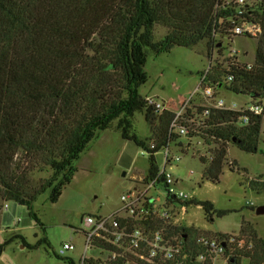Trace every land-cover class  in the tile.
Listing matches in <instances>:
<instances>
[{"label": "trees", "instance_id": "trees-1", "mask_svg": "<svg viewBox=\"0 0 264 264\" xmlns=\"http://www.w3.org/2000/svg\"><path fill=\"white\" fill-rule=\"evenodd\" d=\"M247 1L251 2L247 17L260 19L263 26L251 68L247 63L231 64L228 43L216 40L219 33H232L235 9L226 0H0V215L7 201H15L38 220L33 202L48 190L49 200L56 202L90 142L110 127L142 148L148 149L149 141L156 144L150 150L149 174L158 169L156 153L169 144L187 153L188 146L180 140L188 135L172 127L176 115L172 110L161 115L159 133L149 140L134 130L136 113L149 120L160 112L140 93L150 51L160 55L175 46L193 48L206 42L211 58L218 47L222 61L217 59L208 72H201L206 74L204 84L264 105V0ZM157 25L166 28L160 39L155 34ZM195 115L200 125L193 131L201 132L196 134L207 143L217 144L211 160L203 159L205 178L219 182L228 143L246 152L258 151L264 115H253L243 124L236 111L190 105L180 124L188 127L182 119ZM251 186L263 188L264 181L254 180ZM175 201L200 205L207 217L227 213L209 200ZM122 224L131 230L142 223L123 219ZM146 228H163L170 240L182 233L186 264H199L196 256L206 251L199 239L211 238L209 233L194 235L189 244L187 235L194 229L175 225L172 219L156 218ZM20 236L8 234L0 243V255L4 245ZM238 236L247 243H227L228 262L242 264L246 259L248 264H264V238L247 221ZM94 249L110 256L116 247L96 239ZM202 264H212L211 258L207 256Z\"/></svg>", "mask_w": 264, "mask_h": 264}, {"label": "rangeland", "instance_id": "rangeland-1", "mask_svg": "<svg viewBox=\"0 0 264 264\" xmlns=\"http://www.w3.org/2000/svg\"><path fill=\"white\" fill-rule=\"evenodd\" d=\"M155 30L157 39L166 33L163 26L157 25ZM257 39L237 37L234 40V45L242 53L248 52L247 56H241L245 61L255 60ZM216 40L228 42L221 33L216 35ZM206 48L207 43L203 42L193 48L175 46L170 52L160 55L150 51L145 64L147 80L140 87V93L144 97L153 96L163 101L176 113L183 110L186 104L183 114L187 106L208 105L202 94H195V91L201 72L207 71L210 64L215 66L217 59L221 58L218 47L212 50L211 58ZM218 95L239 104L250 102L247 96L225 90H220ZM166 111L160 110L149 120L143 113H136L133 123L137 135L147 140L157 135L161 115ZM182 121L188 124L190 133H201L193 131L200 125L196 115L191 120L185 117ZM194 134L181 137L180 141L189 145L188 153L183 154L182 160L173 163L169 169L175 177L182 179L179 187L187 191L191 199L209 200L217 210L227 213L219 216L214 212L207 217L200 205L183 206L177 203L178 210L171 217L173 224L194 229L193 234L187 235L189 244L193 243L194 235L203 236L205 233L215 239L218 233L238 236L244 221L264 238V214L257 213L258 207L264 205V187L256 189L251 186L254 180L264 181V117L257 152H246L235 143H228L227 161L219 182L205 178L207 163L203 162L206 158L211 160L217 144H209L201 135ZM156 162L157 166L163 165L161 151L156 153ZM76 167L71 182L65 185L56 202L49 200V190L33 202L32 210L38 220L26 206L15 201L6 202L8 209H3L0 215V243L3 244L7 235L13 232L21 236L4 245L0 264H69L66 258L81 264L84 256V264H108V253L94 248L85 252L83 218L87 214L107 216L120 209L121 195L132 185L133 175L148 171L149 155L110 127L90 142ZM19 218L21 221L17 224ZM175 238L182 239V233ZM67 242L73 243L75 249L61 253ZM215 264L231 263L219 257ZM242 264H248V261L243 259Z\"/></svg>", "mask_w": 264, "mask_h": 264}, {"label": "built area", "instance_id": "built-area-1", "mask_svg": "<svg viewBox=\"0 0 264 264\" xmlns=\"http://www.w3.org/2000/svg\"><path fill=\"white\" fill-rule=\"evenodd\" d=\"M225 3L235 9V17L232 19V33L225 36L226 41H228L227 55L231 58L230 63H247L248 67L251 68L255 60L250 62L242 59L245 57L244 55L247 56L248 52L242 53L234 45V39L237 37L257 39L263 32L262 22L258 18L250 19L247 17V15H251L249 11L251 2L226 0ZM229 42L232 44L230 45ZM211 66L210 64L208 70ZM200 78L195 94H202L209 106L238 112L240 114L239 121L243 124H247L253 115H264L263 104L254 102L239 104L237 101L228 100V98L218 95L219 90L204 84L206 74L201 75ZM232 78L233 76H228V80ZM146 99L150 105L158 110H170L163 101L157 100L153 96H148ZM208 108L204 111L206 115L209 114ZM183 110L175 112L172 127H177L181 135L187 136L189 135V128L180 124ZM155 147L156 144L150 142L148 149H143L150 155V150ZM187 153L179 148L176 149L172 144L164 147L161 150L163 165L158 166L154 174L147 172L143 176L133 177L132 185L121 195L122 206L120 209L107 216L85 215L83 218L85 227L83 233L86 237L85 252L94 248L96 239H101L116 247V250L110 252L108 257L111 264H167L170 262L186 264V251L182 239L170 240L163 228L148 229L146 227L156 218L164 221L171 219L172 214L178 210L175 200L188 201L191 199V195L179 187L182 179L175 177L169 169L173 163L180 162L183 154ZM3 209H8V205L5 204ZM123 219H130L142 224L129 230L126 225L122 224ZM20 221L19 218L16 223L18 224ZM199 242L206 247V251L200 252L195 258L199 264L205 262L207 256L211 258L212 264H215L219 257H224V260L228 261L230 254H226L227 243H236L238 246H245L247 243L244 238L239 239V236H231L226 239L201 237ZM72 249H75L74 244L67 242L63 245L61 253ZM85 260L86 257L84 256L81 264H84Z\"/></svg>", "mask_w": 264, "mask_h": 264}, {"label": "water", "instance_id": "water-1", "mask_svg": "<svg viewBox=\"0 0 264 264\" xmlns=\"http://www.w3.org/2000/svg\"><path fill=\"white\" fill-rule=\"evenodd\" d=\"M257 213H258V214H264V205H263V206H260V207H258V209H257ZM231 261H232V263H234V262H235V260H234V259H232Z\"/></svg>", "mask_w": 264, "mask_h": 264}, {"label": "crops", "instance_id": "crops-1", "mask_svg": "<svg viewBox=\"0 0 264 264\" xmlns=\"http://www.w3.org/2000/svg\"><path fill=\"white\" fill-rule=\"evenodd\" d=\"M147 97H148V96H147ZM158 133H159V132H158ZM158 133H157V134H158ZM148 170H149V168H148ZM147 172H148V171H147ZM147 172H146V173H147ZM146 173L141 172L139 175H133V177H140V176L145 175Z\"/></svg>", "mask_w": 264, "mask_h": 264}]
</instances>
